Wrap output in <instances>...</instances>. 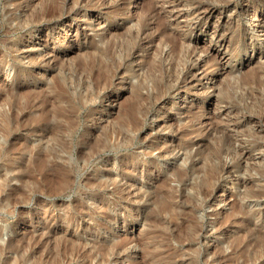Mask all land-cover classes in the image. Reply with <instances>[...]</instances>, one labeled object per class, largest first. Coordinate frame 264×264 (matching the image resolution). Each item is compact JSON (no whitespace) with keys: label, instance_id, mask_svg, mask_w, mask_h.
Returning a JSON list of instances; mask_svg holds the SVG:
<instances>
[{"label":"rangeland","instance_id":"1","mask_svg":"<svg viewBox=\"0 0 264 264\" xmlns=\"http://www.w3.org/2000/svg\"><path fill=\"white\" fill-rule=\"evenodd\" d=\"M261 19L264 0H0V89L16 88L0 115V264L55 256L48 221L80 237L64 264H216L247 217L264 230ZM104 244L129 255L101 259Z\"/></svg>","mask_w":264,"mask_h":264},{"label":"bare ground","instance_id":"2","mask_svg":"<svg viewBox=\"0 0 264 264\" xmlns=\"http://www.w3.org/2000/svg\"><path fill=\"white\" fill-rule=\"evenodd\" d=\"M12 1L13 2H15V1L17 2L18 0H12ZM120 9L119 8L116 9V14H121L120 13ZM252 18L254 20H256L257 19V16L255 14H252ZM196 19L198 20V19H203V18H197V16H196ZM261 21H262V19H261ZM157 24L159 26V34L158 35H163V34L166 33V35H169V37H170V42L173 43L174 39L176 38V34L172 31V29L170 28L169 24L168 23L163 24L162 23V20L160 18H158ZM257 26H258V28L261 31H263L262 33H264V23H263V21L262 22H259V24ZM218 60L220 61L221 59L218 58ZM217 61H215V62H217ZM200 64H201V62L195 61V65L194 66L196 67V69H198V70L200 69ZM190 72H191V69L190 68H186L184 70V72L182 73V77L184 78V76L187 73H190ZM17 75H18V73H17ZM47 84H49V83H47ZM46 87L48 88V85H46ZM60 88H62V87L60 86ZM15 89L16 88H13V87H5V88L3 87L2 89H0V107L2 108L5 105H7V107H8L7 110L3 109L2 112L0 111L1 117L3 119H5V120L11 118L13 116V114H14V111H15L14 110V107L12 106V103H13L12 102V99H13V97H16V95L13 92ZM39 89L40 90H37V94L40 93V92L43 93V89L42 88H39ZM53 92H54L55 96H57L59 98H63V97L66 98V96H67L63 92V90H59V88H57L56 90H53ZM77 99H79V98L77 97ZM88 99H90V98L86 97L85 98V100H86L85 102H89ZM135 106H136V103H135ZM73 107L76 109V106L75 105H73ZM140 108L142 109L141 102L138 104L137 107H133V109L131 111L132 113H131L130 120L129 119L126 120V122L131 126L132 130H137L138 129L139 120H140L139 118L140 117H138L137 115H138V112L141 111ZM145 110H146V108H145ZM141 113H143V112H141ZM140 116H141V114H140ZM140 122H141V120H140ZM118 134L119 133H116V135H118ZM235 152H236V150H233L232 151V154L235 153ZM231 167L232 166H227L226 168H224V170L225 171H228ZM172 170H171L172 171L171 172V177L173 176V177L177 178V180L179 182L180 181L182 182L183 177L186 176L187 175V172H188L186 170H180V169L178 170L176 168H175V170L174 169H172ZM106 175L108 176L110 174H106ZM106 175H105V178H106ZM105 178H95V179L86 178V181L89 184H97L98 187H99V186H102L104 182H106L107 178L106 179ZM166 178H168V177H165V179ZM161 182H162V180H161ZM163 182H165L164 179H163ZM242 182L244 183L245 180H242ZM225 184L227 186L228 185V182H226ZM165 185H166V183H165ZM225 191H226V188L224 189L223 194L221 196H219V198H218V200L216 202H223L224 201V200H222V197L224 196ZM176 192H178V191L175 190L174 193L176 194ZM181 194L182 193L180 192L177 195H181ZM200 194L202 195L201 192H200ZM255 195L257 197H259V196H261V193L258 192ZM136 196H137V198L139 197L138 194ZM228 196H229V194L227 193L225 200L228 198ZM200 197L204 200L202 204L208 203L206 201L205 195H204V197H202V196H200ZM2 199H3V197L1 198L0 201H2ZM136 202H140V201L138 200ZM240 210H241L240 207L238 205H236V207L234 208V211L240 212ZM140 215L138 213L137 214L135 213V214H133V216L131 218H133L135 220L143 221ZM233 218H234V216H233ZM108 219H109L108 216H105L100 222L96 223L95 226H93V228H91L90 226H87V227H83L81 229H83V231L84 232H87V233L88 232L89 233L92 232V230L98 231V230H100L102 228H106L107 227V224L109 223ZM48 222H46V223L43 224V228L41 227L42 234L44 235V240H43L42 244H46V243L49 244L52 241L53 242L52 245L55 247L54 248L55 249V254H54L55 256H53L51 250L50 251L47 250V251L44 252V255L39 256V257H35L36 258L35 261L40 262V264H61V263L64 264L65 262H64V253H63V250H65L67 248V246L65 244H71L74 241H79L78 238H80V237H78L71 229L70 230L69 229L60 230V231H57V230L51 229V228L49 229L48 228L49 225H46V224H48ZM54 223H56V220L52 222V224H54ZM66 223L69 224L68 221H66ZM252 225H253V223H252L251 218L247 217L246 218V222H245L243 228H241L242 231L244 232L243 233L244 236H247V240H245L244 242H242V239H241V236L240 235H239L240 238L237 235L236 236V239L234 238L235 240L231 239V240H233L231 242H228L229 240L228 241L226 240V243L223 242L225 244H223V243L221 244L222 246L221 245L219 247L216 246V253L214 254V256H212L213 258L210 261H212V262H214L216 264H249V263H251L253 261H257L258 264L263 263L264 262V230L261 229V227H259V228H252L251 229ZM72 227L74 228V226H72ZM102 247H103L102 253H100L101 259L104 258V256L106 254H109V253L111 254L112 258L115 259V261L122 260L126 256L129 255L128 253H125V252H122L121 251V249L123 247L122 245H111V244L106 245V244H104V246L102 245ZM227 249L230 250V251L227 252L226 251ZM35 253H37V251L36 250H33L31 252V255H34ZM106 262H108V261H105L104 264H106ZM205 263L208 264L209 261L206 260ZM130 264H140V263H138L137 261H134V262H132Z\"/></svg>","mask_w":264,"mask_h":264}]
</instances>
